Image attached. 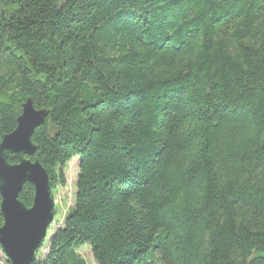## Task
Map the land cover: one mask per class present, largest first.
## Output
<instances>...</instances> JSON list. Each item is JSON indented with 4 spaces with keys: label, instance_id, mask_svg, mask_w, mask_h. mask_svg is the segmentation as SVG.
<instances>
[{
    "label": "trees",
    "instance_id": "trees-1",
    "mask_svg": "<svg viewBox=\"0 0 264 264\" xmlns=\"http://www.w3.org/2000/svg\"><path fill=\"white\" fill-rule=\"evenodd\" d=\"M27 97L50 193L78 159L31 264H264V0H0V140Z\"/></svg>",
    "mask_w": 264,
    "mask_h": 264
},
{
    "label": "water",
    "instance_id": "water-1",
    "mask_svg": "<svg viewBox=\"0 0 264 264\" xmlns=\"http://www.w3.org/2000/svg\"><path fill=\"white\" fill-rule=\"evenodd\" d=\"M46 115L45 108L36 109L27 97L14 129L0 140V249L9 264L34 261L54 217L48 175L37 159H30L37 150L31 135ZM12 160L16 162L11 163ZM25 183L34 189L29 207L18 198Z\"/></svg>",
    "mask_w": 264,
    "mask_h": 264
},
{
    "label": "rangeland",
    "instance_id": "rangeland-1",
    "mask_svg": "<svg viewBox=\"0 0 264 264\" xmlns=\"http://www.w3.org/2000/svg\"><path fill=\"white\" fill-rule=\"evenodd\" d=\"M66 178L65 186H57L52 190V199L54 206V217L52 223L46 231V237L43 241V247L39 249L37 254L42 256L46 252L48 241L52 234L63 224L65 215L72 207L74 201V194L76 189V180L78 175V159L72 158L64 168ZM78 253L87 264H95L91 250L88 246H84L78 250ZM6 257L0 249V264H5Z\"/></svg>",
    "mask_w": 264,
    "mask_h": 264
}]
</instances>
